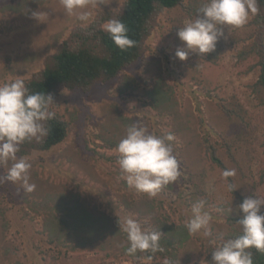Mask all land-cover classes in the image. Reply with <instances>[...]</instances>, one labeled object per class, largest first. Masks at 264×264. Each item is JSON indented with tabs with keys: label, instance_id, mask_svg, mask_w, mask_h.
Masks as SVG:
<instances>
[{
	"label": "rangeland",
	"instance_id": "rangeland-1",
	"mask_svg": "<svg viewBox=\"0 0 264 264\" xmlns=\"http://www.w3.org/2000/svg\"><path fill=\"white\" fill-rule=\"evenodd\" d=\"M15 1L0 0V83L29 79L43 69L45 57L55 53L72 31L100 28L101 12L119 10L124 4V0L101 4L94 10L93 22L84 26L65 13L60 0H49L22 14L8 7ZM205 2L185 0L181 7L157 12L144 43L146 52L116 79L93 85L87 92L60 91L51 110L68 124L69 134L55 150L28 157L34 191L26 192L19 181L0 184V264L145 261L105 258L99 250L60 253L51 247L40 234L42 211L31 204L42 205L61 193L78 191L91 208L115 222L132 217L145 229H152V219L142 218L138 209L155 207L170 222L184 224L191 205L204 199V211L212 217L210 234L202 229L191 235L189 245L178 252L180 264H206L209 248H215L224 231L231 229L229 218L240 217L238 205L243 199L250 195L264 199V107L253 91L260 66L259 57L251 52L256 14L243 27H226L225 39L215 48V63L195 53L180 61L175 56L176 48L182 46L177 29L194 19ZM156 87L176 101L175 112L167 106L165 111L155 108L151 94ZM225 107L241 109L244 121L226 114ZM133 122L150 134L175 135L174 155L182 176L169 185L176 190L166 187L150 198L125 185L116 147ZM207 145L213 147L223 167L211 159ZM9 167L10 163L0 165V176ZM225 169L236 170L228 178L237 188L233 193L226 190L221 178Z\"/></svg>",
	"mask_w": 264,
	"mask_h": 264
},
{
	"label": "clouds",
	"instance_id": "clouds-1",
	"mask_svg": "<svg viewBox=\"0 0 264 264\" xmlns=\"http://www.w3.org/2000/svg\"><path fill=\"white\" fill-rule=\"evenodd\" d=\"M108 2L110 0H60L65 13L74 16L84 26L93 22L94 10ZM258 12V0H206L194 19L177 29L176 35L182 46L176 48V58L185 61L189 53L204 56L213 52L217 43L225 39L226 27H243L250 15ZM101 28L121 51L135 45L121 20L110 19ZM54 103L50 93L31 92L23 79L0 83V165L10 163L7 173L0 176V184L19 181L26 192L34 191L35 184L29 183V170L32 167L29 158L18 157L17 153L25 141L35 140L40 143L48 135L49 128L45 124L55 118V113L50 110ZM174 141L175 135L172 132L158 136L148 133L138 122L127 125L125 135L116 147V162L121 178L138 193L150 198L157 196L182 176L180 162L174 155ZM235 174V169L221 172L226 190L230 193L237 189L228 179ZM205 203L204 199H199L191 205V215L184 222L190 235L202 229L204 234H210L212 217L204 211ZM262 207L264 199L251 195L243 199L238 205L240 218L237 220L241 234L236 238H221L211 252L209 264H253L250 249L264 253ZM117 223L128 241L127 255L147 253L143 259L151 260L157 252H164L160 243V230L145 229L132 217H124L122 221L117 220ZM164 264H171V261L165 258Z\"/></svg>",
	"mask_w": 264,
	"mask_h": 264
},
{
	"label": "trees",
	"instance_id": "trees-1",
	"mask_svg": "<svg viewBox=\"0 0 264 264\" xmlns=\"http://www.w3.org/2000/svg\"><path fill=\"white\" fill-rule=\"evenodd\" d=\"M48 1L16 0L8 7L14 13H31ZM184 2L185 0H124V4L119 10L107 9L101 12L100 22L119 19L126 25L127 35L135 41L133 47L121 51L101 27L76 29L72 31L70 37L62 41L55 53L45 57L43 69L24 80L26 86L31 92L50 93L55 100L63 89H79L82 92H87L93 85L116 79L131 64L139 61L146 52L144 43L151 35L152 23L157 12L181 7ZM258 7L259 12L255 18L257 28L251 52L259 57L260 75L256 89L253 88V91L264 107V0H258ZM216 50L206 54V59L215 63L217 61V54L214 53ZM159 89L163 88L156 87L154 93L151 94L155 108L165 111V106H167L175 112L176 101L164 90ZM167 89L172 91L170 87ZM239 107L242 109L241 106ZM241 109L238 110L234 107V110H230L225 107L223 111L243 122L244 116L241 114ZM45 126L49 128V133L42 142L25 141L20 145L18 157L49 153L67 139L68 124L58 114H55L54 119L47 121ZM206 147L211 159L223 167L220 160L216 158L213 147L211 145ZM125 185L129 188L127 184ZM167 188L176 190L172 185H168ZM51 201L52 205H50ZM107 202L112 201L108 200ZM31 205H35L37 210L42 211L43 230L40 234L46 238L51 247L56 248L60 253L63 251L73 253L99 250L105 253V258L123 259V262H136L148 255L140 252H137L135 256L127 255L128 241L125 233L119 230L117 222L108 214L91 208L78 191L57 194L53 200L50 199L42 205L37 203ZM136 212L142 218L150 217L152 219V229L161 231L160 243L165 250L162 253L157 252L151 260L144 259V262L134 264H164L165 258L169 259L171 264H180L178 252L188 246L192 239L184 224L170 222L169 218L160 214L155 207L149 208L148 211L138 209ZM239 218H229L231 229L224 231L221 238H236L241 234L240 225L237 223ZM214 250L215 248H209L208 256L205 259L206 264L211 261V252ZM250 251L253 264H264V253L258 252L254 248Z\"/></svg>",
	"mask_w": 264,
	"mask_h": 264
}]
</instances>
